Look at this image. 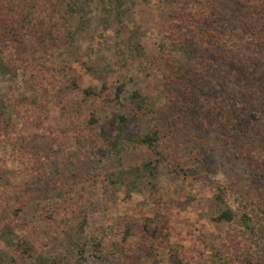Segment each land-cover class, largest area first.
<instances>
[{"label":"rangeland","instance_id":"obj_1","mask_svg":"<svg viewBox=\"0 0 264 264\" xmlns=\"http://www.w3.org/2000/svg\"><path fill=\"white\" fill-rule=\"evenodd\" d=\"M74 1L72 12L68 5ZM179 4L128 0L119 21L101 0H0V46L15 68L0 76L7 105L0 120V264H35L40 253L68 254L65 231L82 217L80 208L88 218L86 233L107 232L100 253L107 258L91 255L88 264H171L177 258L208 264L211 252L221 264H250L241 251L258 256L264 249V237L245 233L238 217L214 221L219 210L209 182L231 186L235 211L244 197L264 204V113L255 119L252 106L240 105L244 135L239 142L230 137L224 116L236 78L231 68L212 70L216 42L195 37L184 22L177 25ZM23 5L32 25L3 28ZM169 29L184 30L188 53L167 50L158 57ZM187 71L202 86L195 98L183 92L189 83L178 76ZM33 89L37 102L25 100ZM135 91L145 98L143 110L131 99ZM167 122L176 134L164 138V150H170L165 157L141 145L118 156L112 147L121 128L143 134ZM157 160L152 183L144 181L140 190L128 194L129 180H109L120 161L129 167ZM7 220L12 234L5 232ZM127 226L139 254L132 252L131 259L112 253L114 241L124 242ZM69 255L64 264L75 261Z\"/></svg>","mask_w":264,"mask_h":264},{"label":"trees","instance_id":"obj_2","mask_svg":"<svg viewBox=\"0 0 264 264\" xmlns=\"http://www.w3.org/2000/svg\"><path fill=\"white\" fill-rule=\"evenodd\" d=\"M105 5L104 7L110 13H112L119 21L125 14L124 6L128 0H101ZM180 4V11L177 15V25L185 23V27L194 33L195 37H210L216 42L217 51L213 55L214 64L212 70H219L223 66L232 69L234 74V88L231 90V103L227 105L225 109L226 114L224 117L229 121V134L232 139L239 142L241 136L244 135V128L242 126L241 109L240 105L247 104L248 107L252 106L253 110L250 113L251 117L258 119L259 113H264V0H177ZM76 2L69 3V10L75 12L77 9ZM183 5V6H182ZM182 9H185L183 11ZM23 12H20L16 20L10 25H5L3 28L17 29L19 25H32V13L23 5ZM81 10L87 12L86 7L82 6ZM185 16H182L181 13ZM190 17V18H189ZM192 19V20H191ZM82 24H86L84 19L81 20ZM191 21V22H190ZM206 25H203V23ZM187 33V32H186ZM184 30L169 29L166 31L160 45V58L167 50L171 51H183L188 53V37H184ZM5 38V30L0 29V40ZM13 61L8 60L5 57L4 50L0 46V76L10 75L14 70ZM231 66V67H229ZM179 69L183 67L180 65ZM182 79V84L189 83L188 87L183 88L189 98H195L198 92L195 88L202 89L200 81L195 78V73L188 72L185 74H178ZM197 79V81H195ZM75 84V83H74ZM76 85V84H75ZM121 89V88H120ZM33 96L28 98L27 101H38L39 94L37 95L36 89H33ZM90 93L91 90H86ZM92 93V92H91ZM132 101L136 104L139 110H143L145 107V98L137 91L131 95ZM7 108V105L3 98L0 97V120L4 115L3 111ZM239 109V110H238ZM120 121L125 122V119L121 116ZM171 123L167 122V127H160L148 133H129L126 134L124 129L121 128L119 132L120 140L114 143L112 147L117 155L120 156L122 152L128 150L130 145H141L150 149H155L160 156H164V150L166 146L165 137L168 135L174 136L176 134L175 128H170ZM168 133L166 136L165 134ZM125 139L128 142L125 143ZM172 139V137H170ZM257 139V138H256ZM172 141V140H171ZM171 145V155L174 156L176 151ZM160 147L162 148L160 150ZM169 157V164L173 165ZM144 161L140 164L130 165L126 167L120 161L121 167L116 172H111L108 177L113 184H122L124 181H128L130 184V191L140 190L141 184L144 181L150 183L159 168L160 161ZM164 164V163H163ZM212 187L216 189L215 200L219 210V214L214 217L216 222H234L238 217V223L241 229L250 235L261 234L264 237V204L255 203L253 200H248L246 197L240 198V210L235 211L230 203L229 196L232 194V188L230 185L221 184L216 180L209 181ZM152 183V182H151ZM79 211L83 212L81 218L74 221L73 224L68 226L65 231L68 244L66 249L68 254L64 255H50L40 253L35 256V264H64L68 255L75 258L72 264H88L89 256L105 259L106 256H101L100 253L104 247V237L98 235L86 233V226L88 224V218L84 211L80 208ZM153 224L158 227L156 218H149ZM11 222L7 220L6 233H13L11 228ZM145 224V228L148 233H153ZM124 242H113L115 251H112L114 255L124 256L127 259H131L133 252L132 245L128 240L130 228L127 226L125 230ZM29 243L24 240L23 243ZM136 254V251L133 252ZM139 254L135 256L138 257ZM244 260H249L250 264L256 260V264H264V249L261 252L258 251V256L253 251L252 253L241 251ZM136 257V258H137ZM220 256L217 252H211L208 264H221L223 261L219 260ZM109 259V258H108ZM134 259V258H133ZM173 259V258H172ZM126 261V260H125ZM132 264H136L137 260H128ZM104 260H98L97 264H103ZM71 263V262H70ZM68 263V264H70ZM171 264H184V261L180 258L171 260Z\"/></svg>","mask_w":264,"mask_h":264}]
</instances>
